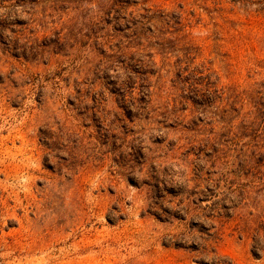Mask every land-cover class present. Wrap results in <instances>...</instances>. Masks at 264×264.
<instances>
[{
	"label": "rangeland",
	"instance_id": "obj_1",
	"mask_svg": "<svg viewBox=\"0 0 264 264\" xmlns=\"http://www.w3.org/2000/svg\"><path fill=\"white\" fill-rule=\"evenodd\" d=\"M0 264H264V0H0Z\"/></svg>",
	"mask_w": 264,
	"mask_h": 264
},
{
	"label": "trees",
	"instance_id": "obj_2",
	"mask_svg": "<svg viewBox=\"0 0 264 264\" xmlns=\"http://www.w3.org/2000/svg\"><path fill=\"white\" fill-rule=\"evenodd\" d=\"M142 66H140V70L142 74H147L148 72L146 71V64L144 62H141Z\"/></svg>",
	"mask_w": 264,
	"mask_h": 264
}]
</instances>
